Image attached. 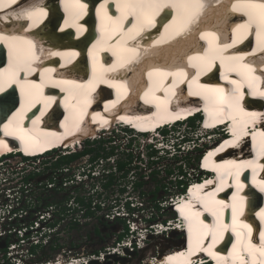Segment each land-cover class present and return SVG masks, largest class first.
Returning <instances> with one entry per match:
<instances>
[{
  "label": "bare ground",
  "instance_id": "6f19581e",
  "mask_svg": "<svg viewBox=\"0 0 264 264\" xmlns=\"http://www.w3.org/2000/svg\"><path fill=\"white\" fill-rule=\"evenodd\" d=\"M88 1L0 0V154L75 150L83 138L110 131L113 115L145 131L201 109L207 119L195 140L208 144L198 160L206 177L173 194L180 214L165 228L182 230L189 244L145 264L205 255L215 264H264V22L249 7L264 0H199L195 10L186 0L135 8ZM88 9L100 25L86 18ZM100 53L110 61L99 62ZM81 60L87 65L79 68ZM203 60L209 64L200 66ZM185 85L187 95L178 92ZM167 135L151 137L165 142ZM123 252L129 256H116L130 264L135 252Z\"/></svg>",
  "mask_w": 264,
  "mask_h": 264
},
{
  "label": "built area",
  "instance_id": "2783aa9c",
  "mask_svg": "<svg viewBox=\"0 0 264 264\" xmlns=\"http://www.w3.org/2000/svg\"><path fill=\"white\" fill-rule=\"evenodd\" d=\"M43 156L0 154V264H89L91 260H97L98 264L107 261L121 264L119 260L104 258V262L101 258L109 254L126 258L129 253L123 250L139 252L140 245L147 242L143 238L146 234L167 232L165 228L172 220H157L159 207L155 201L142 197L110 203L90 201L86 182L92 178L85 165L74 166L72 161L64 166L24 173L20 162L4 167L5 158L24 162ZM92 175L100 172L93 171ZM74 186H79V190ZM95 220H100L104 233L109 232L111 222L121 225L111 243L98 251L92 248L93 229H90ZM79 227L91 230L88 238L79 239ZM47 248L55 252L52 257H35Z\"/></svg>",
  "mask_w": 264,
  "mask_h": 264
},
{
  "label": "rangeland",
  "instance_id": "374dc122",
  "mask_svg": "<svg viewBox=\"0 0 264 264\" xmlns=\"http://www.w3.org/2000/svg\"><path fill=\"white\" fill-rule=\"evenodd\" d=\"M200 130L202 133L203 129L197 128V123L195 121L178 125L173 129V131H167V133L169 134L167 135L168 139L165 141V143L175 140H178L180 142L181 140H184L183 137H186L188 139H191L189 143L191 144L190 148L197 145L200 146L202 144V141L205 140L202 139L199 142H197V139L195 140L196 135L200 136ZM135 134L136 133L132 131L128 132L121 128H117V126H113L110 131L102 132V134L97 135L95 139L89 138L90 141L87 140L84 141V143L81 142L82 144L78 145V148L75 150L71 149L72 151L70 152L78 151V149L81 150L80 152L89 150L87 151L89 153L84 154L83 157H80V159L78 158L77 161H74L73 165H84L89 162V157H92L93 155L98 156L99 165L97 166V170L101 169V173L100 175L94 177V181L97 185H100L105 181V179L101 177L104 173H114L117 171V159H121V161H123L124 163L126 162V176L125 179L121 180V182H126L128 186L133 180H137V182H140L142 184L140 185L141 191H143L144 193V199H146V197L149 198L150 193L155 192L156 198L158 200L156 201V203L160 207L159 211H156L160 217L157 220H162L164 222L172 220L170 222L172 225L167 227H174L176 226V213H174L173 211L174 205H170L168 200L173 194H175L176 192H180L179 190L181 187H179L180 185H177V179L179 180L181 178L179 173V166H182L183 169L185 168L189 171H191L192 169L196 170V172L193 174H195V176L199 175L200 177L201 172H197L198 160L196 159V155L198 154L199 149L191 151L187 148L180 149V151H178L175 155L167 154V152H160L158 154L154 152L153 155H150L149 149L144 146L147 138L136 136ZM59 156L60 155L57 152H53L49 153V155H45L34 160L35 162L33 160L21 162V159L12 157L5 158L4 167L7 168L8 166H12V162H20L19 164L22 165L23 168L21 172L24 173L27 170L32 169H46L57 167L60 165L64 166L65 161L70 157L60 159ZM191 166L193 168H191ZM131 170H133L134 172L132 173ZM193 174L192 172H190L189 176L192 177ZM181 180H183V184L186 182L185 177H183ZM188 180L189 178H187V181ZM150 204L152 205V203ZM175 212H179V210ZM189 227L191 228V225H189L186 230H189ZM98 228H100V232L98 231ZM108 228L109 236L106 241H102L103 236H101V232L104 233L105 229L103 228V226H101L100 220L94 221L92 227H90V229H93V250L98 251L110 244L113 234L120 231L121 225L117 222H111ZM175 229H177V227ZM85 231L88 233H86ZM90 231L91 230L89 229H85V227H79L77 231L79 239L84 240L85 237L88 238ZM174 231L175 230L173 228L168 229L166 233H160L161 235L150 233L146 234L148 235V237L146 238L147 242L145 243L144 248H142V250H140L139 252L133 253V255L131 254L133 260L130 262L132 263L134 261V264H145L146 262L150 261L152 263L155 256L173 250V248L176 247V243H180L179 245L181 246L189 244V239H181L183 235L181 233L182 230H178L179 232L175 233ZM84 234H87V236H85ZM44 251L45 252H37V256L35 257L37 259H42L44 258L43 255L45 253H54V251L50 250L49 248Z\"/></svg>",
  "mask_w": 264,
  "mask_h": 264
},
{
  "label": "flooded vegetation",
  "instance_id": "af4514ba",
  "mask_svg": "<svg viewBox=\"0 0 264 264\" xmlns=\"http://www.w3.org/2000/svg\"><path fill=\"white\" fill-rule=\"evenodd\" d=\"M86 153H89V152H86ZM85 153V154H86ZM114 153V152H112ZM114 155V154H112ZM84 154H78L76 157H74L72 159V161H77V159L80 157H83ZM110 156V155H109ZM108 156V157H109ZM90 158L89 157V162H90ZM99 157L97 156L95 158V161H98V165H99ZM71 161V162H72ZM85 162V160H84ZM123 161H121V159H117L116 160V165H117V171L114 172V173H104L101 177L103 179H105V181L100 184V185H97L94 181V177L92 179H88L86 184L87 186L89 187V199L90 201H93V202H97V203H104V202H107V203H110V202H113V201H119V200H122L124 198H128V197H133V198H144L143 196V191H141V185L138 184L137 180H133L130 182V185L128 186L126 182H121V180L125 179V176H126V170H125V167L119 169L118 168V165L119 163H121ZM128 172V171H127ZM131 172L133 173L134 171L131 170ZM117 178V179H115ZM116 180V181H115ZM111 181V182H110ZM110 182V183H109ZM79 186H74V188L76 190H79L78 188ZM155 191V190H154ZM147 200H151V201H157V198H156V195H155V192L153 193H150V196L149 198L146 197ZM103 238H102V241H106L108 236H109V232H106L104 233L103 235Z\"/></svg>",
  "mask_w": 264,
  "mask_h": 264
},
{
  "label": "clouds",
  "instance_id": "9594fccd",
  "mask_svg": "<svg viewBox=\"0 0 264 264\" xmlns=\"http://www.w3.org/2000/svg\"><path fill=\"white\" fill-rule=\"evenodd\" d=\"M95 137H93L94 139L97 137L96 136V134L94 135ZM90 138V137H89ZM89 138L88 139H84L82 142L84 143V141H87V140H89ZM93 138H90V139H93ZM190 140L191 139H188V138H186V141H188V142H190ZM193 140V139H192ZM90 141V140H89ZM170 142V141H169ZM172 142H174V147H175V149H176V151L178 152V151H180V147L183 145L182 143L184 142V141H172ZM187 142V143H188ZM171 143V142H170ZM80 143L78 142V144L76 145V147L78 148V145H79ZM82 144V143H81ZM144 146H146L148 149H149V151L152 149V150H154L155 151V153H160V152H167V154H173V155H175V154H177V152L175 151V152H173V151H167L166 149H155L154 147H153V145H151V144H147V143H144ZM158 147H160V146H158ZM82 148V147H81ZM58 151H60V152H58ZM66 151H68V152H66ZM71 150H56V151H53V152H57L60 156H70V155H73V154H76V153H78V152H80L81 150H79L78 149V151H74V152H70ZM10 153H12V152H18L20 155H23V154H21L19 151H17V150H11V151H9ZM53 152H47L48 154L49 153H53ZM46 153V154H47ZM3 154H7L6 152L5 153H3ZM38 155H41V154H37V155H34V156H38ZM24 156V155H23ZM160 156V155H159ZM26 157H28V156H26ZM81 165H83V164H81ZM85 166H86V169L88 170L87 171V174H88V176H90V177H96V176H94V175H92V172L93 171H98V172H100V170L101 169H99V170H97V166H98V161H90V162H88V163H86V164H84ZM194 171V169H192L191 171H189V170H187V169H183V173L181 174L182 176H181V178L180 179H182L183 177H185V179L187 180V178H188V176H189V174H190V172H193ZM101 173V172H100ZM177 181H178V179H177ZM181 187V186H180ZM186 187V186H185ZM184 191H185V189H184ZM183 191V192H184ZM175 195H172L171 197L173 198ZM168 202H169V204L171 205V204H173V201L171 200V199H169L168 200ZM170 207V206H169Z\"/></svg>",
  "mask_w": 264,
  "mask_h": 264
},
{
  "label": "trees",
  "instance_id": "16d2710c",
  "mask_svg": "<svg viewBox=\"0 0 264 264\" xmlns=\"http://www.w3.org/2000/svg\"><path fill=\"white\" fill-rule=\"evenodd\" d=\"M191 121L194 122V121H195V118H192V119L189 120V122H191ZM189 122H188V123H189ZM163 132L165 133V131H163ZM87 151H89V150H84L83 152L76 153V154H73V155H70V156H59V157H60V159H61V158H67V157L69 158V157H70V158H69L68 160H66L65 163H64V164H69V163L72 161V159H73L74 157H76L78 154H85ZM149 152H150V155H153V153H154L155 151L151 149ZM198 155H199V154H197L196 157H198ZM96 157H97L96 155H93V156L90 158V161H94ZM60 159H59V160H60ZM196 159H197V158H196ZM125 164H126V162H125V163H124V162L119 163L118 168L121 169V168L125 167ZM191 168H193V167L191 166ZM179 169H180V170H179L180 176H182L181 174L183 173V167H182V166H179ZM110 182H111V181H110ZM110 182H109V183H110ZM138 184H141V183L138 182ZM177 185H180V186H181V188H180L179 191H180V192H183L184 189H185V186H186V182L183 184V180L179 179ZM180 186H179V187H180ZM158 207H159V206H158ZM159 208H160V207H159ZM174 213H175V212H174ZM178 213H179V212H178ZM44 250H46V249H42L41 252H42V251L45 252ZM54 254H55V252H54V253H48V254L45 253V254L43 255V257H44V258H50V257H52Z\"/></svg>",
  "mask_w": 264,
  "mask_h": 264
},
{
  "label": "snow or ice",
  "instance_id": "6c2138e0",
  "mask_svg": "<svg viewBox=\"0 0 264 264\" xmlns=\"http://www.w3.org/2000/svg\"><path fill=\"white\" fill-rule=\"evenodd\" d=\"M126 3L129 7L135 8L138 6H142L144 0H126ZM185 6L191 7L194 10L202 7V5L199 3V0H186ZM249 7L260 9L261 12L259 13V17L261 19V22H264V3H261L259 5H249ZM195 15L196 12L194 11L192 17L189 18V22L191 21L192 18H194Z\"/></svg>",
  "mask_w": 264,
  "mask_h": 264
},
{
  "label": "water",
  "instance_id": "95a60500",
  "mask_svg": "<svg viewBox=\"0 0 264 264\" xmlns=\"http://www.w3.org/2000/svg\"><path fill=\"white\" fill-rule=\"evenodd\" d=\"M2 58H3V55L0 54V60H4V59H2ZM11 107H12V106H11ZM108 257L113 258L114 260H119V261H121V262H123V259H124V258L117 257L116 255H108ZM109 263H110V262L107 261L105 264H109ZM89 264H98V261H97V260H91V261L89 262Z\"/></svg>",
  "mask_w": 264,
  "mask_h": 264
},
{
  "label": "crops",
  "instance_id": "0c3cea01",
  "mask_svg": "<svg viewBox=\"0 0 264 264\" xmlns=\"http://www.w3.org/2000/svg\"><path fill=\"white\" fill-rule=\"evenodd\" d=\"M99 231V230H98Z\"/></svg>",
  "mask_w": 264,
  "mask_h": 264
}]
</instances>
